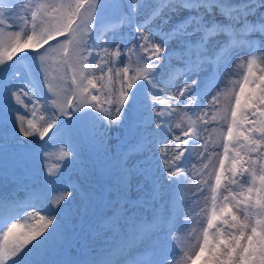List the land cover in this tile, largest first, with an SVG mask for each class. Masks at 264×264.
Wrapping results in <instances>:
<instances>
[{
	"label": "snow or ice",
	"instance_id": "1",
	"mask_svg": "<svg viewBox=\"0 0 264 264\" xmlns=\"http://www.w3.org/2000/svg\"><path fill=\"white\" fill-rule=\"evenodd\" d=\"M50 50H59L64 85L61 95L44 75L51 104L40 78ZM18 52L25 55L13 60ZM134 52L146 66L129 68ZM237 57L238 90L218 109L223 152L206 149L219 165L208 182L212 206L199 252H185V264L205 252L204 264H264V0H0V183L11 186L0 192V264H174L181 255L169 250L174 229L139 212L155 202L166 165L170 187L183 182V163L157 149L170 138L174 108L183 104L193 115L207 108L211 79ZM25 59L32 65L22 74L14 65ZM22 95L33 115L37 107L47 114L42 130L13 117ZM194 132L183 133L185 151ZM52 147L63 155L54 169ZM225 172L233 188L222 187ZM97 173L106 177L99 189L90 179ZM82 221L108 238L95 254L81 244ZM138 241L144 247L134 251Z\"/></svg>",
	"mask_w": 264,
	"mask_h": 264
},
{
	"label": "rangeland",
	"instance_id": "2",
	"mask_svg": "<svg viewBox=\"0 0 264 264\" xmlns=\"http://www.w3.org/2000/svg\"><path fill=\"white\" fill-rule=\"evenodd\" d=\"M148 3L151 4V0H148ZM145 12H147V9H145ZM138 19H143V17L141 16ZM156 23L158 24L159 22L156 21ZM128 31L129 29L123 28V32H128ZM105 33L106 35L110 34V28L107 25V22L105 26ZM58 39L63 40L64 37H58ZM116 42H118V38H117V41L113 42V45L110 51L115 49ZM49 43L55 44L56 42L50 41ZM44 47L47 48V45H45ZM169 47L174 49L177 47V45L175 44V42H173ZM43 50L44 49H41V51ZM25 51L29 52L31 50L26 49ZM24 55H25L24 52H18L13 57V60H17L18 57L24 56ZM140 56H143L142 52L139 53V56L135 52L130 54L129 64H128L130 69H135L138 65L141 67L146 66L144 65L143 60L139 58ZM112 59H113V63H115L117 59H119V61L122 63L123 54H121L119 58L113 57ZM45 61L46 63L44 67L46 69V73L41 72V77H40L41 82H42L41 86H42L43 92L49 96V104H51V99H52L53 94L48 92V85L46 83H43V79H44V75L46 74L48 76V79L51 81L53 85L54 91L62 95V88L64 87V85L61 83V78L63 77V69L62 67H60V64H59V61H60L59 50H55V51L50 50L45 56ZM29 65H32V61L30 59H25V60H20L16 65H14V67L19 69L20 72L23 74L29 70ZM261 66H264V65H261ZM32 70H35L34 65L32 67ZM241 72L242 70L237 68V70L235 71L236 74L235 73L233 74L234 75L233 79H227V80H224L223 79L224 77L223 78L221 77L222 75L221 76L215 75L216 77H213V79L211 80L212 82L210 81L211 84L209 83V86L207 89L208 91L207 100L203 102L205 105H208V107L205 109H202L200 112L196 113L195 115L187 111L185 107L183 106V104H180L179 106H176L174 108V111L170 117V121H171L170 126L172 129V133L168 140L169 143L166 142L167 148L165 147V144H161L157 149V153L158 154L163 153L165 156H167L169 163H183L184 165L183 171L180 173V175L183 177V182L178 189L170 187L169 177L167 173V165H166L163 175L160 176L159 182L156 186L157 191H158V196L155 202L150 203L139 209L140 214L144 217L145 220L152 221L154 219H164L169 222L168 227L171 229H174L173 225H174V222L176 221L175 217L179 216L180 218V214L185 213V212H182L184 211V207L186 208L190 207L189 209H191V207H193L191 206L193 203L196 205L200 204L199 206L197 205V209H199L198 210V224L196 228L197 229L196 236H195V239L193 240L191 250L192 248L193 249L196 248V244L198 243V240L202 241V228L206 227L207 214H208V211H210L211 206H212L211 200H210V186L208 182L210 180L214 182V176L212 175V173L214 169L219 166L216 156H213L211 161H209L206 158L208 155V152L206 151V149L214 148L215 152L217 153L223 152V148L221 145L223 142V136L226 135V131L222 130V123L220 121V112L218 111V109L221 108L223 104L226 103L225 96L230 95L233 88H236V90H238V84L236 83V81L242 78ZM133 74H134L133 72L129 73V75H133ZM70 75L71 73H69V76ZM97 75H99V72H97ZM257 75H259V72H257ZM17 83L20 84L21 86L23 84V82L20 80H18ZM103 83L105 85V89H107L108 87H111L107 77L105 78ZM176 85H177V94H178L181 81L179 80L176 81ZM116 87L117 88L119 87L118 83L116 84ZM218 92L220 93V96L218 97L219 103L215 104V106H211L209 102L212 100L213 96H217ZM160 98H163V97H160ZM21 100H22L21 104H15L14 102L15 110L13 112V117H15V115L18 113L19 115L24 117L25 127H27L28 120H32L33 123L36 125L37 129L42 130L40 129L41 121L48 118L46 116L47 114L44 113L42 108L37 107L35 115H33L31 112L32 101L29 99V97L26 95H22ZM232 102L234 103V98ZM172 103L173 105H176V101H173ZM214 115H215V120H213ZM62 119H67V117H62ZM205 122L207 123L205 124ZM172 124L175 125L174 129L172 128ZM189 128H194L196 130V132H194L193 135H196V133H198L199 135H198V139L196 143H192L191 140H189L187 151H185L184 150L185 146H184L183 141L186 138L183 136V133L187 131ZM54 130L55 129H53V131ZM48 135H51V132H49ZM175 136H180L181 140L180 141L175 140ZM36 139H39V137L37 136ZM47 139H48V136H45V140ZM41 143H43V141H41ZM177 144H180L179 148H177ZM58 146L62 147V145H58ZM229 147H230V150H232L231 145H229ZM262 151H264V149H262ZM181 152H183L184 154L183 156H181L180 161L179 162L175 161L174 157L179 155ZM48 153L50 157L49 160L47 161L48 167L51 169H54L56 165L58 164V162L63 159V155L61 152L57 150L56 147L49 148ZM241 155H243V153H241ZM253 156H255V154H253ZM245 159H247V157H245ZM86 162L89 164L92 163L91 160H88ZM228 163L229 161L225 160V164L228 165ZM205 165H207V167H205ZM90 179L92 180V187L96 189H99L106 182V177L99 173H97L94 177H90ZM230 179H232V177H230V175L227 172L223 173L222 181H221L222 187L226 185L229 188H233L234 186L228 183ZM236 179L239 180L241 179V177L238 175ZM184 187L185 188L187 187V189L190 188V193H189V196L187 197L188 199L184 201L185 203L183 202V196H182V192L184 193V190H185ZM4 188L11 190L10 185H5L3 183H0V192H3L2 189ZM195 188H196V191H195ZM202 191L205 192V197L203 199L199 198ZM224 194L227 195V192H225ZM19 195H20L19 198L23 199L25 196V193L23 191H20ZM176 196H178V198L181 196L183 207L178 206L179 202L178 200L176 201V198H177ZM181 208H182V211H181ZM33 211H34L33 209H29V212H33ZM172 212L175 214V217L172 215L173 214ZM40 214L43 215V213H40ZM184 217L185 215L183 216V218ZM24 222L29 223V224L35 223L34 220H21L19 224L23 225L25 224ZM80 226L86 229V231L82 233L81 235V244L84 245V250L92 254L99 252L101 248L103 247L105 240L108 238L105 237L103 234L89 233L87 231L88 225L85 224L83 221L81 222ZM21 230L22 229L18 228L17 231H21ZM171 237L174 239H170L169 241V250H170V246L174 245L175 248L179 250V252L181 253V255L175 257L174 264H177L178 262L179 264H185V261L183 259V252L180 247V241H178L179 239L177 238V236L173 234V231L171 232ZM143 247H144L143 242L138 241L135 245L134 251L142 249ZM202 256H203L202 264H204L207 253L206 255L202 254ZM192 261H193V258L188 260L187 264H196L198 262V260L195 263H192Z\"/></svg>",
	"mask_w": 264,
	"mask_h": 264
},
{
	"label": "bare ground",
	"instance_id": "3",
	"mask_svg": "<svg viewBox=\"0 0 264 264\" xmlns=\"http://www.w3.org/2000/svg\"><path fill=\"white\" fill-rule=\"evenodd\" d=\"M241 59H242V57H237L235 60H233L232 62H231V64L229 65V67H228V69H227V72L226 73H222L220 76L224 79V80H227V79H233V74L235 73V71L237 70V65H238V62L239 61H241ZM20 64V63H19ZM236 74V73H235ZM214 77H216V76H214ZM222 78H220V79H222ZM213 79V78H212ZM211 79V80H212ZM212 82V81H211ZM211 84V83H210ZM47 116V115H46ZM176 116V115H175ZM184 117V116H183ZM40 118V117H39ZM192 119V118H191ZM38 120V119H37ZM45 120V119H44ZM188 122V121H187ZM192 122V121H191ZM198 122V121H197ZM41 123H42V121H41ZM173 123H174V121H173ZM178 124H179V122H178ZM181 124H182V122H181ZM174 124H172V128L174 129ZM183 126V125H182ZM199 128V127H198ZM169 143V142H168ZM165 144V147H166V143H164ZM167 148V147H166ZM196 165H197V163H196ZM192 182V181H191ZM189 186H191V185H189ZM193 186V185H192ZM180 187V186H179ZM185 188V187H184ZM5 190H9L10 191V189H7V188H4V189H2V191H5ZM195 191H196V188H195ZM189 193H190V188L189 189H187V187L185 188V190H184V193L182 192V196H183V202L186 200V199H188L187 197L189 196ZM196 193V192H195ZM200 193V192H199ZM197 195H198V193H197ZM20 196V195H19ZM196 196V195H195ZM177 198H176V201L178 200V202H179V204H178V206H181V207H183L182 206V200H181V196L178 198V196H176ZM194 197V196H193ZM205 197V192H201V194H200V196H199V198H204ZM199 198H198V200H199ZM196 199V198H195ZM190 202V201H189ZM185 203V202H184ZM203 203V202H202ZM187 204H188V202H187ZM196 204H192L191 206H193V207H191V209H189V208H186V207H184V211H182V208H181V211L182 212H185V213H182L183 214V216L185 215V214H187V215H189L190 217H191V219L190 220H186L185 219V217L183 218V216H182V214H180V218H179V216L178 217H175V214L173 213L172 215L175 217V219H176V221L174 222V230H173V234L174 235H176L177 236V238L179 239L178 241H180V247H181V250H182V252H183V254L185 253V252H189L190 250H191V247H192V243H193V240L195 239V236H196V228H197V224H198V210L199 209H197V205L199 206L200 204H197L196 206H195ZM177 212V211H176ZM13 223H18L19 224V222H21V220L20 221H17V220H13L12 221ZM25 223V222H24ZM197 245V244H196ZM195 246V245H194ZM193 246V247H194ZM193 249V248H192ZM195 251H197V252H199V249H198V247H196L195 248ZM202 254H204V255H206V252L205 253H200L199 255H194V256H192V258H193V261H192V263H195L197 260H198V262L196 263V264H202ZM177 264H179V262L177 263Z\"/></svg>",
	"mask_w": 264,
	"mask_h": 264
}]
</instances>
